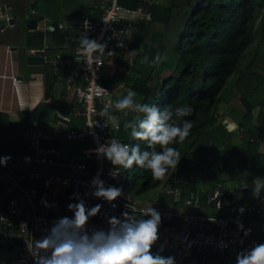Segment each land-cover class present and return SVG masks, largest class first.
<instances>
[{
	"label": "trees",
	"instance_id": "trees-1",
	"mask_svg": "<svg viewBox=\"0 0 264 264\" xmlns=\"http://www.w3.org/2000/svg\"><path fill=\"white\" fill-rule=\"evenodd\" d=\"M8 1L13 17H21V7L30 4L53 26L57 22L58 7L63 2ZM116 2L128 11L140 8L147 14V19L138 18L130 32L126 46L131 53L129 60L119 57L113 59L115 65L110 77L115 83L122 82L120 97L131 88L137 92V100L141 103L156 104L162 110L167 106L175 108L184 104L194 109L191 116L184 118L192 122L189 137L183 143L170 145L177 148L181 159L176 169L168 171L167 188L178 190V196L172 201L171 195L159 194L156 203L197 213L200 210L180 207L184 197L200 187L197 198L199 202H204L206 194L215 185L229 189L231 183L246 185L243 191L236 194V198L243 199L241 202L246 200L247 195L252 196L253 179L264 178V154L258 151L261 130H264V63L260 61L264 53V0ZM99 4L100 0H93L91 9L86 4L80 7L88 11V17L95 18L99 15ZM122 25L124 27V21ZM255 33L258 34V41L252 47ZM62 35L56 30L46 32L49 42L59 44L65 43ZM25 39L28 48L36 49L40 46L42 33H29ZM71 43L68 39L67 44ZM247 51L250 53L249 58L242 62ZM158 52L167 55V59L158 66L141 63L144 56L151 60ZM163 70L169 74L161 77L160 72ZM232 91L234 98L226 103L227 111L218 112V104L225 101L222 95L227 92L231 94ZM235 101L241 105L240 111L233 106ZM50 112L51 109L45 104H38L32 113L20 112L14 120L0 113V157L10 156L12 159L26 153L25 134L27 139L37 138L42 147H55L67 153H74L82 147L83 144L63 141L46 134L43 125L50 120ZM111 112L120 118L121 127L111 132L118 135L121 142L139 144L142 150H150L146 141L132 138L130 130L123 129L125 119H132L139 114L129 112L125 117L114 108ZM225 118H229L230 124L235 126L239 135L236 140L226 128L229 124ZM156 149L160 150L159 145ZM11 159L6 166L0 165V169H6ZM104 164L112 166L107 159ZM129 170L130 182L136 193L156 187L162 181L153 179L150 170L135 165ZM263 195L264 192L260 194ZM229 197L225 196L226 200ZM248 218L254 221L255 226L239 251L250 248L254 243H264V227L260 225L264 221V210L259 214L252 212ZM170 222L162 219L159 227ZM162 254L170 255L167 251Z\"/></svg>",
	"mask_w": 264,
	"mask_h": 264
},
{
	"label": "built area",
	"instance_id": "built-area-1",
	"mask_svg": "<svg viewBox=\"0 0 264 264\" xmlns=\"http://www.w3.org/2000/svg\"><path fill=\"white\" fill-rule=\"evenodd\" d=\"M97 7V17L84 16L80 19L73 34L75 39L71 55L44 60L47 64L61 66L62 95L58 102H54L59 105L53 112L55 122L52 125L54 131L56 128L57 138L83 145L74 153H67L55 147H42L38 139L32 137L27 139L28 151L14 156L6 169H0V252L11 253L0 260V264H33L27 246L31 247L34 239H40L53 220L72 215L67 205L75 202L71 199L75 193L81 195L88 207L102 205L100 214L89 221V227L106 229L107 217L119 216L126 210L137 216L143 214L145 207L133 203L123 186L126 199L114 201V209L103 199L85 195L91 191L89 184L97 173L106 186L119 187L122 177L126 181V169L105 165V158L99 153L103 151L102 145L113 138L118 139V135L111 132L115 127L106 125L103 110L110 108L122 88L121 81L115 83L111 80L113 70L107 73V77L102 76L103 66L109 56L113 61L115 54H109L112 52L111 44L123 38L128 18L137 16L147 19L140 8L128 11L121 8L116 0H100ZM29 13L34 17L30 10ZM9 20V15L3 16L0 32L11 25ZM122 21L125 22L124 27ZM55 28L60 29V24H55ZM84 33L88 38L106 44L103 54L86 55L80 43ZM2 77L0 75V79ZM9 80L15 83L16 74L9 75ZM46 102L53 103L49 99ZM245 188L244 184L236 186L232 183L229 189L215 185L206 194L203 204L197 198L201 188H196L182 199L180 207L200 210L197 213L159 209L161 218L171 222L159 227L160 238L152 251L164 245V251L175 257L176 264H235L237 253L255 226L249 215L264 210V197L260 196L247 203L242 214L238 210L225 215L226 211H232L245 202L237 206L239 200L236 198V194ZM164 193L174 198L178 196L176 189H165ZM227 195L230 196L228 200L225 198ZM246 197L249 198L248 195ZM43 201L54 205L53 208L56 206V209L45 207ZM238 224L251 231L245 235ZM260 225L264 227L263 220Z\"/></svg>",
	"mask_w": 264,
	"mask_h": 264
},
{
	"label": "clouds",
	"instance_id": "clouds-1",
	"mask_svg": "<svg viewBox=\"0 0 264 264\" xmlns=\"http://www.w3.org/2000/svg\"><path fill=\"white\" fill-rule=\"evenodd\" d=\"M80 43L88 57L93 53L103 54L106 47V44L88 38L86 33L80 37ZM109 54L113 55L112 52ZM166 59V54L158 52L151 60L144 56L141 63L158 66ZM103 91L107 92L105 89ZM137 95V92L129 88L126 94L111 102L110 108L103 110V116L106 125L111 124L119 129L120 118L113 115L110 109L114 108L125 117L129 112L139 114L132 119H125L123 129L130 130L132 138L146 141L150 150H142L139 144H125L113 138L102 145L103 151L99 153L114 168L119 166L130 169L135 165L150 170L153 179L162 180L169 169L177 168L181 154L170 145L183 143L189 137L192 122L184 118L191 116L194 109L184 104L175 108L167 106L162 110L156 104L139 102ZM10 159V156L0 157V165L6 166ZM252 185L253 198H260L264 192V178L253 179ZM89 188L91 191L85 195L103 199L113 209L116 207L114 201L118 198L126 199L122 187L106 186L99 173L92 178ZM71 199L75 202L69 203L67 210L72 215L53 220L45 234L40 239H34L31 247L27 246L33 264H176L174 256L162 254L164 245L152 251L160 238L159 225L162 220L152 204L143 209L141 216L126 210L119 216L107 217L108 227L104 229L89 227L91 218L100 214L101 204L88 207L79 193H75ZM43 202L45 207L54 206ZM244 210L241 208L239 212L242 214ZM238 228L245 235L251 231L244 230L242 224H238ZM235 264H264V243H254L250 248L239 251Z\"/></svg>",
	"mask_w": 264,
	"mask_h": 264
},
{
	"label": "crops",
	"instance_id": "crops-1",
	"mask_svg": "<svg viewBox=\"0 0 264 264\" xmlns=\"http://www.w3.org/2000/svg\"><path fill=\"white\" fill-rule=\"evenodd\" d=\"M8 5V0H0V25L3 24V16L6 15L10 16L9 22L11 24L0 32V49L2 52V59H0V75L3 76L0 79V88L7 83L10 89L13 90L15 97L14 99H9L6 103L0 96V113L6 114L9 120H12L10 116L16 118L20 112L32 113L38 104H45V106L51 109V112L49 117L50 120L43 125V129L47 132L46 134L58 139L56 128L54 131L52 125L55 122L53 112L59 105L54 102H58L62 95L63 84L60 74L61 66H59L60 64H47L44 60H51L54 57L66 58L71 55V47L75 39L73 34L78 27L80 19L84 16L88 17V11L80 7V10L75 12L76 19L73 24L63 25L60 22H56L55 24H60L61 26L60 29H56L55 25H50L41 14L30 6V4L21 7V9H23L21 17H13L9 11ZM85 6L91 9V5ZM29 10L33 13L34 17L30 16ZM28 19L34 21L33 28H26L25 26L22 28L16 27L17 22L23 21V23H25ZM130 19L129 17L127 23L130 22ZM38 21L44 22L41 27L38 25ZM46 26H50L53 29L49 30ZM54 30L63 33L62 39L65 43L59 44L47 40L46 32H52ZM36 31L42 33L40 46L36 49L35 47L28 48L25 43V38L27 34H34ZM68 39L72 41L70 45L67 44ZM40 49L42 52H39ZM111 67H114V65H111ZM112 70L113 68L110 69V71ZM11 74H16L15 83H11L9 80V75ZM46 99H49L54 104H48ZM25 135H23V140H27ZM199 203L203 204V202ZM1 255L2 252H0V256ZM0 260H2V257Z\"/></svg>",
	"mask_w": 264,
	"mask_h": 264
},
{
	"label": "rangeland",
	"instance_id": "rangeland-1",
	"mask_svg": "<svg viewBox=\"0 0 264 264\" xmlns=\"http://www.w3.org/2000/svg\"><path fill=\"white\" fill-rule=\"evenodd\" d=\"M93 3V0H63L61 6L58 8L57 12H56V21L60 22L63 25H68V24H73L75 19H76V15L75 12L80 10V6L83 5H91ZM138 18L137 16H133V18L130 19V22L128 23V28L126 33L124 34L123 38H118L116 40H114L111 44V50L113 52V54H115V58H121L123 60L128 61L131 53L126 49L129 37H130V32L132 31V29L134 28L136 22H137ZM42 23H44L43 21H38V25L41 27ZM16 27H24V23L23 21L21 22H17L16 23ZM255 39L252 43V47L254 45L257 44L258 41V34L255 33ZM251 47V49H252ZM246 56H243L242 62H245L248 60L250 53H248V51L246 52ZM117 56V57H116ZM0 59H2V52L0 49ZM109 60L107 62H105L104 66H103V71L104 74H102L103 77H107V73L110 72V69H112L113 67H111V65H115L114 61H112V58H108ZM260 61L264 63V53L261 55ZM169 72L168 71H161L160 72V76L164 77L166 75H168ZM226 85V84H225ZM234 91L230 93H225L222 96L225 98V101L221 102L220 104H218V112H226L227 111V106L226 103H228L230 100H232L234 98ZM0 96L1 99L7 103V101L9 99H14L15 95L12 89H10L9 85L6 83L5 86H1L0 88ZM115 101V99L113 100ZM233 106H235L237 108V110L240 111L241 109V105L238 103V101H235L233 103ZM14 116H10V119L14 120ZM224 120H226V123L229 125H226V128L230 130L231 133H233V140H236L238 138V133L236 132L235 126L233 124H230V120L229 118H225ZM225 123V122H224ZM264 129V128H262ZM261 138L258 144V151L261 152L262 154H264V130H261ZM234 142V141H233ZM170 176V173H168V175H166L162 181L156 186V187H151L146 189L144 192L142 193H136L134 191V189L132 188V184L130 182V170H127V180L125 181V178L122 177L121 181L119 183V187L124 186V191L127 194V196L130 198V200L133 203H137L138 205H150V204H158L157 199L159 197V194H164V190L168 189L167 185H168V178ZM225 176H223L224 178ZM232 185V183H231ZM166 194V193H165ZM171 195V194H168ZM172 201H175L176 198H174L172 195ZM261 197H264L261 196ZM242 198V197H241ZM239 200L237 206L241 203V201L243 199L240 200V198H237ZM158 205H162L165 206L163 204H158ZM168 207V206H165ZM168 208H173V207H168ZM168 211V210H166ZM207 211V210H206ZM11 255L10 252H2V255L0 256V258L2 257V259H5L7 257H9Z\"/></svg>",
	"mask_w": 264,
	"mask_h": 264
},
{
	"label": "water",
	"instance_id": "water-1",
	"mask_svg": "<svg viewBox=\"0 0 264 264\" xmlns=\"http://www.w3.org/2000/svg\"><path fill=\"white\" fill-rule=\"evenodd\" d=\"M24 26L26 28H33L34 27V21L32 19H28V20L25 21ZM120 95L121 94H119L118 97H120ZM253 199H254L253 196H250L249 198H247L245 200V202L241 206H239L238 208L226 213L225 215H229V214H233V213L237 212L239 209L243 208L247 203L251 202ZM137 206L146 207L148 205H137ZM152 207H154L155 209L168 210V211L178 210L177 208H168V207H165V206H162V205H158V204H152Z\"/></svg>",
	"mask_w": 264,
	"mask_h": 264
}]
</instances>
